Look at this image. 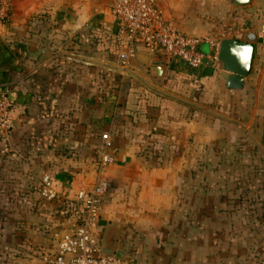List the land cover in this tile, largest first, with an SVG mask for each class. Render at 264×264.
<instances>
[{"label": "crops", "instance_id": "obj_1", "mask_svg": "<svg viewBox=\"0 0 264 264\" xmlns=\"http://www.w3.org/2000/svg\"><path fill=\"white\" fill-rule=\"evenodd\" d=\"M49 1L12 0L10 25L0 27V93L14 106L13 136L0 144V264H50L63 207L98 178L108 184L102 240L116 229L124 264H240V207L208 202L217 191L191 183L203 179L193 171L209 149L251 137L253 125L264 150V0H157L170 28L197 39L208 7L219 11L228 34L202 40V54L223 40L252 45L239 89L219 64L195 74L137 51L121 66L113 0ZM102 136L112 161L99 174ZM45 173L59 182V205L39 195ZM252 248L251 264H264Z\"/></svg>", "mask_w": 264, "mask_h": 264}, {"label": "built area", "instance_id": "obj_2", "mask_svg": "<svg viewBox=\"0 0 264 264\" xmlns=\"http://www.w3.org/2000/svg\"><path fill=\"white\" fill-rule=\"evenodd\" d=\"M9 12V0H0V25L9 21ZM111 12L125 40L124 50L117 59L121 66L133 59L137 51H143L151 57L163 58L168 65L179 70L195 74L203 70H217L219 43L210 45L212 51L208 55L202 54L199 50L200 39L173 30L166 24L158 11L157 0H114ZM13 109L12 102L0 94L2 146L11 140L14 133ZM101 139L103 143L96 167L99 174L112 161L106 153L111 148L110 143L106 142V136ZM107 191V182L98 178L91 191L80 188L75 192L73 204L76 213L68 222L66 230L60 234L55 250L50 255V264H124L122 258L115 254L102 252L103 233L99 224V211ZM39 195L48 203H62L57 183L49 173L43 174L40 179Z\"/></svg>", "mask_w": 264, "mask_h": 264}, {"label": "rangeland", "instance_id": "obj_3", "mask_svg": "<svg viewBox=\"0 0 264 264\" xmlns=\"http://www.w3.org/2000/svg\"><path fill=\"white\" fill-rule=\"evenodd\" d=\"M9 8L8 20L10 21L13 12L12 0H9ZM66 8L68 7L65 6L64 10ZM208 8L206 15L208 24L198 37L201 41L222 38L228 34L229 26H225V22L221 21L219 11L217 9L215 11L214 7ZM9 21L1 24L0 27H7L10 25ZM256 130L253 125L251 137L243 133L241 138L232 140V143H216L214 146L216 150H208V158L211 160L207 162V165L198 166L193 171L194 174H204L203 179L194 180L191 183L193 188L217 191L218 196L216 198L214 196L208 202L221 201L225 206L240 207L238 214L235 215L237 220L235 225L239 226V229L234 231L237 232L240 241L237 249L241 252L239 255H242L240 264H251V252L254 250L252 245L259 253L264 252V150L259 130L258 132ZM204 151L206 150L197 153L198 151L195 150L194 153L200 156ZM53 180L56 182L54 178ZM2 182L7 184V181ZM74 215L68 217L70 220L64 216L63 231L66 230L68 222ZM0 253L5 254L2 252V247H0Z\"/></svg>", "mask_w": 264, "mask_h": 264}, {"label": "water", "instance_id": "obj_4", "mask_svg": "<svg viewBox=\"0 0 264 264\" xmlns=\"http://www.w3.org/2000/svg\"><path fill=\"white\" fill-rule=\"evenodd\" d=\"M250 2L251 0H231V3L237 7L247 6ZM252 58V45L231 40L221 42L217 63L222 71L229 73V88L239 89L242 87L244 78L250 72ZM158 60H161L162 64L165 62L163 58ZM111 230L106 238L102 240V252L107 255L115 254L121 258L119 254L113 252L116 229L111 228Z\"/></svg>", "mask_w": 264, "mask_h": 264}, {"label": "trees", "instance_id": "obj_5", "mask_svg": "<svg viewBox=\"0 0 264 264\" xmlns=\"http://www.w3.org/2000/svg\"><path fill=\"white\" fill-rule=\"evenodd\" d=\"M124 42V41H123ZM76 213L74 204H68L66 207H63L61 214L64 216L70 217Z\"/></svg>", "mask_w": 264, "mask_h": 264}]
</instances>
